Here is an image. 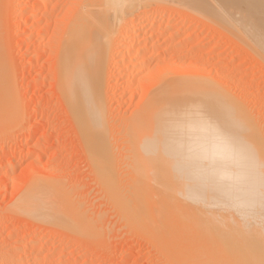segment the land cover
<instances>
[{"label":"rangeland","instance_id":"1","mask_svg":"<svg viewBox=\"0 0 264 264\" xmlns=\"http://www.w3.org/2000/svg\"><path fill=\"white\" fill-rule=\"evenodd\" d=\"M96 1L97 0H94V2H92V0H90V3H89L88 0H85V1L83 0H55V1L50 0V3H48V2H45V0H9V1L0 0V15H1L0 16V44H1L0 49H2L3 47L1 51L4 54L1 53V51L0 53L3 55L2 58L5 57V61L7 60L5 66L7 65L6 68L7 67L8 68L6 70L7 72L5 71L4 72L6 75L7 73L9 75L7 79L8 81L10 80V86L8 85L9 82H6L8 83L6 86L8 88L11 87V89L9 90L10 92L6 94L7 96L10 95V97H6L8 100H6L2 105H0V133L2 134V135L0 134V145L1 144L3 145L2 148H0V256L1 258L2 257L6 258L7 262L8 261L10 262L12 258L14 259L18 258L19 260H16V264H29V263L30 264H35V263L36 264H91L93 263V261L95 262L97 260H99L100 262L105 260L103 262L104 264H164V263L169 264L170 263L169 261L164 260V257L160 255L161 253L158 251L159 246L155 244L156 242L151 236L150 234L151 232L149 230L148 232L150 233H148L147 235L146 233L147 232L146 229H148L147 227H144L146 229L143 228V230L146 231V232H143L142 229H139L140 226L143 227V225L140 223L134 222L136 223L135 225H133L132 223L129 224L130 226L126 225L127 222H129L128 220L131 218V216H129L130 218L127 220L126 217H127L128 212L127 213L122 212L124 211V209L117 208L119 206L118 203L116 202L114 204L115 201L111 199L112 197L110 198V196H108L109 194H108L107 189L104 186L103 187L100 186L101 185L100 181H99L100 183L97 182L98 177L95 175L96 172L93 171V166L91 165L92 162L90 161L91 160L89 158L90 156H88L90 155L89 154L90 151L88 152L87 148L85 147L86 146L84 144L85 141L81 140V135L79 133L80 128L78 129V127L80 126L79 125L76 126L78 123L75 124V122L77 121L73 120L74 117L71 116L72 111L70 109V106L67 104V101L64 100L65 98L62 96V93L58 87L59 86V83H58L59 81L58 80L59 79V67H58L59 64L58 63L59 62L58 61L60 60L59 58L60 54H62L63 52V50H60V49H63L64 47L63 45H65L63 44L64 41L62 37L66 39L64 35L67 36L68 33H66L65 31L69 32L72 21L74 24L75 18H77V16L79 15V12H80L79 10L83 9L82 11H85L84 8L87 7L86 4H88V6L90 7V5L93 6V4L91 3H95ZM230 1L231 2H229V0H159V1L157 0L156 1L157 3L154 4L153 7L151 8L152 10L150 9L148 11L149 13L147 16L148 17L147 21H144L145 19L144 16L146 15L144 13H141L140 10L138 9L139 7L141 9V5L144 2V0H138V3H137L138 10L136 11L137 12L139 11L140 13L136 15L137 19L132 21L133 23L130 22V18H128L129 15L127 16V18L125 17L127 14L126 13L124 14V19L126 20V21L124 20L125 21L124 23L126 24L129 22V24L131 25H128V24L125 25L122 22L124 26H127V27H123V24L117 27L116 25H119V24H116L114 26L115 28L113 27V31H112L114 32L112 34L113 38L111 36L110 37L113 40L111 42L113 43L115 42V43L111 44L112 47L110 46L112 53H109L111 55L109 59H111V57L112 59L108 60L110 66L107 65V67L108 66L109 67L108 69H106V71L108 70L107 71L108 74L106 73L105 79L107 77L108 78L104 81L105 90L103 86V93H104L103 97L104 98L106 97L104 99V103L106 106L105 108H106L107 113L111 112L110 114H108V117L109 119L111 118L110 119L111 121H106L108 122L106 124L107 125L106 130L108 129L106 133H108L109 131L108 134L110 135L106 134L109 136V137L108 136L106 137L111 139V140L108 139L109 142L114 140V138L116 137L115 140L112 141L111 143L107 142L109 146L113 148L112 153L110 152V154H113V156L111 155V160L114 161V163L113 162L111 163H113V165L115 166V168H113L114 166H112V170L114 169L113 170L114 172L113 171L112 172L113 173L119 172L117 174L118 178L116 177L118 179L117 181H119L118 186L121 188L123 186L127 187L125 188V190L124 188H122V190L121 188H119L120 191L124 195L127 193L128 183H129L128 180L130 179L129 177L131 176L130 168H129L130 166L129 162L131 161H128L131 159H129L130 157L128 158V156H126L125 154L128 151L127 147L129 146L125 145L126 144V142H124L125 137L124 136H123L124 138L122 137L125 131H127V127L126 128L124 127L128 123L125 121L126 124H124L122 123L123 121L121 120L120 122L118 121L121 118L130 116L132 114V111L134 112V110H136L137 107H139L138 105L141 104V100L142 102H144L143 100H145L144 98L147 96L148 92L146 91H148V89L145 91L146 93L143 91V89L145 90V88H150L151 90V88H154V86L158 84V82H156L157 77H158L157 81H159V79H161L165 75L166 77L164 78H167V79L168 77L175 78L178 75H180L181 77L183 76V78L185 79V82H184L185 88L187 90H190V88H195V85L193 83L195 82V80L196 81L198 80L197 83H200L199 82V79H200L201 81L200 84L202 85L204 84L203 88H211L213 91L214 90L216 91L217 88L213 87L214 86L213 83L215 82L213 80H216L217 82V83L215 82L216 85L220 84L221 86L223 85L225 88V89L222 88L223 86L219 88L220 87L219 85L218 86L219 89H224L222 91L225 92L227 88L226 92L229 91L228 93H231L230 97H234L235 101L237 99L238 102L236 101V103L241 102L240 104L242 105L244 104L243 108H246V109L250 108L246 110L247 115L249 116L248 117L249 119L250 117L253 119L255 118L254 119L255 121L253 119H250L251 121L253 120L252 122L250 121L251 123L254 122L253 124H249V120L244 121L243 120L244 116L241 117L239 121H235V122L233 121L232 122L233 124L231 123L232 126L229 124L230 125L229 131H231V135H233L239 141H244V143L248 142L247 143L248 145L250 143L249 145L250 148L252 149V151H255L256 153L258 152V155H259L258 148L260 147L259 145H261L262 143V146L260 148V152H262L261 150L264 144V141L262 140L264 139V129H263L264 127V15L262 14L263 10H261V7L263 9L264 5H262L260 8L258 5H261L264 1L262 0H230ZM18 2H21L22 9L20 8V10L16 7ZM123 2L124 0L123 1L117 0L114 3V6L116 7V9L123 8L124 7ZM32 3H34L35 6L32 5ZM100 3L101 2L99 1L98 4L100 5ZM98 4L95 7V9L97 8L96 10H98L103 5V2L101 3L102 5L99 8L97 7ZM156 6H158L159 8ZM89 7H87L88 8L87 10L91 9ZM103 7H106V6H103ZM54 9L57 12L54 11ZM95 13H100V11L99 12L95 11L94 14ZM149 18H151L153 21ZM34 20H36L37 22ZM166 21L169 22L171 27L162 29L164 25L167 23ZM135 22L137 25H135ZM31 23H33L32 24L33 27ZM139 25L140 27L142 26L141 29H139L140 30L139 32L140 33L142 32L141 34H143L145 37H148L147 42H146L147 48L145 51L146 53L144 52L145 55L139 54L135 56L134 54L135 47L137 48L138 42H137V39L134 38L135 35L133 36V39H132V33L134 34V30L136 29V26H139ZM152 25H155V27L153 26L154 27L153 28ZM158 28H161L160 29L161 32L159 33V35L156 33V34H153L152 36L151 34L155 31V29L157 31ZM140 37L142 36L139 35L138 38ZM124 41H127V43ZM128 43H129V46H128ZM59 46L60 47L63 46V47L60 48ZM127 46L131 48L127 57L128 58L131 57L133 59L131 62L132 64L133 62L136 61L135 64L136 65L138 64L136 68L134 67L135 64L134 66L128 68L126 66V63L128 62L127 61L128 58L126 59L124 56L121 55V54L127 53L126 52L128 49ZM121 57H124V61L122 60V63L120 60ZM133 57H136V58H133ZM2 58L0 57V59ZM116 59L117 60L119 59L118 62L120 61V63L122 64L121 67H118L119 63L117 64ZM160 65H162L161 66L162 69L159 68ZM3 66L4 65L2 64V67ZM125 66L128 69L125 68ZM137 67L139 70H137ZM118 68L119 70H122L121 72H124V73H121V75L118 74V70H117ZM147 69L149 70V72L150 70L153 69L151 75L153 74L152 76L156 77V79H154L155 83L153 81V77L149 75L150 73H148V75L146 74L148 72ZM130 70L132 71L135 70V71L131 72ZM154 70H156L155 74L157 75L154 74ZM137 71L139 72L138 74H137ZM140 74L142 75L141 77H139ZM129 75L131 77H129ZM147 76H149L151 79ZM210 79L212 81L211 82L212 84H210L209 86H206L208 83H210ZM128 80L130 81V83ZM150 80H152L154 83V85L152 84V87H151V84L149 83ZM217 80L219 81V83ZM142 83L145 84L144 88H143L144 84L140 85ZM147 84L149 87H147ZM8 88L6 89V91L8 90ZM217 92L219 93V91ZM9 93H11L12 95ZM2 100L4 101V99ZM233 103H230V104H233ZM194 104L195 102H193V106ZM140 106L142 107V104ZM193 106L190 107L192 109L191 111H195V107ZM236 108L234 110L236 111L241 110V109L239 110ZM199 112L201 114L203 111L202 112L199 111ZM203 113L206 114L205 112ZM240 113L241 114L236 112L234 113V115L235 114L236 116L237 114L246 115L245 112L243 113L240 111ZM250 113L254 117H252ZM114 117L116 118L117 121L114 119ZM244 119L247 120L246 117H244ZM104 122H103V125L104 127H106ZM244 122H248V124ZM214 125L220 126V123L218 122L215 124L214 122ZM244 126H246L247 129H245L246 127ZM122 130L124 133L122 132ZM217 130L221 132V130H219L218 128ZM116 134L118 135V138ZM124 135L126 136L127 132ZM256 136L258 137L257 140L259 139L260 142H257ZM251 138L254 140H252ZM112 145L113 146L116 145V147H113ZM121 145H123L122 148L120 147ZM123 148L126 149V152L122 151ZM128 155L130 156V154ZM7 157H10V159L7 160L6 159ZM126 163H129V164L126 165ZM257 167H259V164L258 166H256V168ZM124 171L126 172V174ZM116 173L114 174L115 176H116ZM38 182L40 185V186L38 185L39 189L40 187L41 189L45 188V186L50 185V183L52 182L53 185L58 184L59 186L62 187L61 191L63 190L62 192L63 194L67 193L66 195L64 194V198L68 197V198H65V203L66 205H68L65 207V209L66 208L71 209V211L69 210L71 213L74 212L75 214L76 212L77 215H81L82 217L81 218L79 216L80 217L79 219V217L77 218L75 214L74 217H76L77 219L74 220L75 218L71 216V218L73 219L69 221V220H66L65 218H67L69 215H74L73 213L70 214V212H68L69 215L67 214V216L66 214L62 216L60 215L62 213H58V217L61 218L62 216L63 220L65 219L66 221H68L70 225V229L67 226H65L67 228L63 227L62 224H61L62 227L61 226L59 227L58 226L59 224L58 225L55 223L53 224V222L58 223L57 220L56 221L54 220L53 222L38 221L35 218L28 216V214L29 215L31 214L30 211L28 213L27 211L20 210L16 207L17 206L16 203L19 202V199L21 200L20 197H22V195L27 196L26 192H35L37 190L40 192V194L45 193L44 190L41 191V190L36 189L33 191L32 186L37 185L36 183ZM46 182H49V183H46ZM41 184H44V187H42ZM62 184L64 185L62 186ZM178 184L175 186L177 187ZM211 185H213L211 182L207 184L205 183V185L199 188L201 189L200 192L197 188L195 193H193L194 190H192L191 193L193 195L196 194V196L198 197L202 196V199H205L206 201L210 199V201H208L209 204H211L210 202H214L216 200L219 202L220 201L219 199H221L220 197H222V193L219 196L217 194L215 195L214 192L217 193L218 191L215 189L214 185L213 186ZM206 186L209 187L208 188L209 190L210 189L212 190V188L214 187L213 189L215 190H212L213 192L210 190L211 195L213 193L214 198L216 199L218 197V199L213 201V197H211L210 194H208L210 196L208 195H207L208 197L206 196L208 200L207 198H205V194L207 192L210 193V191L207 189ZM103 188L106 189L107 194L105 192L104 193L102 192V191H105V189L103 190ZM190 188H191L190 185H186L183 187V190L188 192L189 190L191 191ZM205 190L207 191L206 193H205ZM24 192L26 195L24 194ZM197 193L199 194L197 195ZM201 193H203L204 195ZM218 194H220V192ZM185 195L187 194H184V196ZM41 196L39 195L37 199L38 201L36 200L39 207H42L44 209L45 207L47 208H50L51 206L53 207V205L49 207V206H46L47 204H43L45 203L44 202L45 198L44 199L41 198V201L43 200L42 202L39 201L40 199L39 197ZM223 196L226 197L225 194ZM191 197L193 198V196ZM224 197H222V203L220 201V203H218L219 205L217 206L215 205L216 206L215 208H219V206L221 208L213 209L214 204H211L212 207L211 209L209 208V213L205 212L208 208V207L206 208V205L208 202L205 205L204 203L205 200H203L204 204H202V202L200 201L202 199L200 198H198V200L200 199L199 200L200 203L197 201V204H196L197 199L195 198H194L195 202L192 201L193 199L191 200L188 199L189 201H184L185 203L182 201L181 203L185 206H187L186 204L189 202H191L190 204L192 205L195 203L194 206L198 204L203 205V206L205 205L204 208L202 207L203 208L202 210L203 211L205 210L204 213L208 215L215 214V211L217 212L216 215L218 214L219 211L226 212L225 213L226 217L224 216V213H223V216H221L222 215L221 213L219 214L220 216L217 215L216 217L215 215L214 216L212 215L213 216L212 220H207L204 217L205 214H202L203 216L201 218L200 212H199L201 211L199 209V207L201 208V206L198 205L199 207L196 206V208L198 207L197 208L198 214H199L198 217L200 219H195V217H197L196 215L195 217L191 218L190 216L191 214H190L188 216V219L186 217V219L188 220L186 222L187 223L186 225H188V223L189 224L192 223V222H189L192 219L193 221L194 219L195 221L196 220L201 221V219H203L201 222L205 220L207 221L206 225H208L207 223L215 222L214 221L215 217H216L215 219L221 217L219 219L222 221L216 220L217 222H223V219H222L223 217H224V221L228 222V217L232 215L234 216L238 212H240L239 213L240 215L236 214V216H234L236 218H233V216L232 218L234 220L240 219L239 220L241 223L240 226L242 225V222L243 223L245 222L246 217H247L246 221L250 219L252 220L253 218L258 217L255 219L257 220L258 223H256L254 219H253L254 221L253 223L260 225L259 221H262V220H259V218L262 219L261 217L262 213L261 215H259L260 208L258 205H256L253 208V210L252 209L248 210V208H245L247 210H244L245 206L244 207H240V206H243L242 204L248 206L247 204L243 202H240L239 204V201H237L238 202L237 204L236 201H232V200H231L232 201L231 203V201H229L230 199L228 198L229 196H227V199H225ZM17 200L18 202H16ZM68 200L70 201L71 204L67 202ZM223 200L225 201V203H223ZM226 200H228L229 202H226ZM45 201L48 202L47 200ZM40 202L41 204H43L42 206ZM226 203H231L232 205L230 204V206L228 207ZM235 203L237 204V206ZM224 204L226 205V207ZM48 205H50V203ZM69 205L73 206L72 208L75 211H72V208H70ZM114 205L116 206L118 205V206L115 207ZM192 205H190L192 207L190 211H194L196 209ZM56 206L58 207L59 205L57 204ZM60 206L62 208V206L64 205L62 204ZM208 206L210 207V205ZM222 207L224 210L222 209ZM224 207L227 209L225 210ZM248 207L250 208V206ZM232 208L234 210H232ZM58 209L57 211L60 212L61 211L60 207H58ZM118 209L122 211H119ZM141 209L142 208H140V210ZM197 209L194 212H197ZM212 209L214 210V213L213 212L211 213ZM230 209L232 211V215L229 216L227 214H230L231 211L227 212V210H230ZM250 210H252L253 212L257 211L259 213L257 212L256 214L253 213L251 217L252 213ZM141 211L138 210L137 213L139 214ZM248 211H249L250 216L248 214ZM120 213H122V215H120ZM123 213L126 214L125 215L126 220L124 218H121L124 215ZM187 214H188V211H187ZM128 215H132V214L128 213ZM208 215H205V216H208ZM244 215L246 216L245 218H244ZM212 216H209L208 219H211ZM189 217L191 218V220H189L190 219ZM243 218H244V221H243ZM233 219H231V223L229 227V229H232V230L228 229L229 231H225L222 227V226L225 227V225H222L221 223H219L221 224V226H218L219 224L217 225L216 223L214 229H212V227L214 226L215 223L214 224L210 223L213 226L210 227V224H209L208 227H210V230L216 231V233H217L216 228L222 227L220 228V231L221 230L222 231L220 232L218 230L219 231L218 234L219 235L224 234L222 235V237H225L227 239L228 237L225 236L226 235L225 232H227L228 234L231 233L230 235L233 236L234 232H237V229L238 231H241L240 228H238L240 226H236L237 224L235 225L237 228L235 229V231H233L234 228L231 227V224H235ZM250 222L251 221H249L248 225L246 222L243 224L244 225L243 227L241 226V229L243 230L244 228L246 230L249 229V231L244 232V233L246 234L248 233L250 238H247V236L245 237V239H247L248 241L244 240L242 237L241 238H242V241H244V243L245 241L249 242V243H246L245 245L252 244V246L249 245L248 247L250 249H254V251H257L256 246L260 248L262 246L261 242L264 244V241L262 240V238H261L262 241L260 240L259 234H261L262 237L264 236L261 233L260 227L257 225H253V223L251 222V225H253L252 227L250 226ZM65 223L68 224L67 222ZM196 223L198 225L200 222H196ZM228 223H224V224H228ZM81 224H83V226ZM201 226L203 228V225ZM201 226H198L199 228L198 227L197 228L200 231V233L201 231L203 232V234L201 235L199 234V236H201L202 238L204 237V238L203 239L201 238L200 240V238H198V235L195 236L192 239H194L193 241L197 239L198 243L195 241L193 245H196L194 246L195 248L207 246L204 249L198 248L199 251L196 250L197 254L200 253V251L202 250L204 251L203 255L205 254L207 256L208 253L206 254L205 249L207 250V252L208 251L216 252L217 250H215V248L217 249L218 247L220 248V246L222 245L221 242L223 241L222 240L223 238H220V236L217 235L215 232H213L214 233V237H213L212 236L213 233L210 234V232L212 231L207 229V226H205V228L209 230L208 231L209 233L205 232L206 229L205 231L201 230L202 229ZM256 227H258V229L260 230L259 231L257 229L258 231H256V234L259 235L258 236L259 239L258 237H256L255 239V237L253 236L254 235L253 228H255L256 230ZM187 229H188L187 227L183 229L185 233L184 237H186L187 235V232L185 231ZM251 232L253 233L251 234ZM206 235L208 236L211 235L209 236V238H212V239H208V236L206 238ZM215 235L218 237L215 238L216 237ZM235 235L238 236L240 234L236 233ZM144 236H149V237H144ZM188 236L189 235H187V237ZM232 236L231 238H229V240L234 239ZM252 236H253V239L255 240L251 241ZM187 237L185 238V240L188 243L187 239H190V237L188 238ZM146 238L150 240L148 241L146 240ZM241 238L235 237V239H237L238 241ZM192 239L190 240L192 241ZM198 239L200 240V243L202 242L201 246H200ZM257 239L258 241H260V244L259 242L257 243L260 247L257 244L253 246L254 242L257 241ZM210 240L213 243L214 247L212 246L211 242L209 243ZM220 240L221 242H219ZM232 240H231V243L228 242V240H226L227 242L224 241L223 243H225L224 245L226 244L229 245V243L232 244ZM205 241H207V243ZM242 241L240 240L241 243H243ZM15 242L17 246L19 244L21 246L16 247L14 245ZM218 242L221 245L217 246ZM233 243L235 247L233 246L232 247L233 249H231L230 247L231 252L232 254H234V252L238 253L237 256H236V253L234 255L237 257V259H240L239 262L241 263L242 262L241 258L244 257V255L247 254L250 250L246 249L248 251L245 252L246 250L240 247L242 248V250H240L239 248L240 250L239 252L235 251L234 249H236V246L239 244V242L237 245L235 242ZM224 245H222L221 248L224 247ZM248 247L246 246L245 248H248ZM262 247L264 248V246ZM262 247H261V250H263ZM154 248L156 251L154 250ZM211 248L214 250H210ZM221 248L218 249V251L223 249ZM227 249L229 248H226V250ZM226 250L225 251L222 250L220 252L221 253L223 251L225 253L230 252ZM261 250L258 249L257 252L253 251V253H256L257 255V253L260 252L263 255L264 252L262 253ZM220 252H216L218 255L216 257H219V255L220 256L223 255V258L224 259L227 258V261L229 264H233V263L240 264L237 261L235 262L236 257H234L232 254L229 257H230V260H232L233 259L232 257H234V261L233 263L230 261L231 262L230 263L229 258L227 257L228 255H230V253L228 255L226 253L227 256L226 255L224 256V253H222L221 255L219 254ZM240 252L244 253L243 256ZM209 254H208V257H209ZM262 255L259 254L260 257ZM238 256L240 257L238 258ZM247 256H245L246 263H241V264L250 263V260L247 258ZM198 257H201L202 260L207 259L202 256V252L200 256L198 255ZM162 258L164 261L162 260ZM258 259L256 258L254 260L257 261ZM198 260H201V259L198 258ZM247 260H249V262H247ZM107 261L108 263H106ZM170 264H173V263H170Z\"/></svg>","mask_w":264,"mask_h":264},{"label":"bare ground","instance_id":"2","mask_svg":"<svg viewBox=\"0 0 264 264\" xmlns=\"http://www.w3.org/2000/svg\"><path fill=\"white\" fill-rule=\"evenodd\" d=\"M83 1H85V0H83ZM88 1L90 3V0H88ZM97 1L95 2L97 4L99 3V1L101 3L103 2V5L100 3V5L98 4V6H97L99 8L102 5L100 7L101 9L99 8L98 10H96L97 8L95 9V7L97 4H95V3H91V4H93V6L95 4L94 8L92 5H90V7H89L88 4H86L87 7L91 8L89 10H87L88 8L85 5H84L86 7V8H84L85 11H82L83 9L79 8L80 12H79V15L77 16V18H75L76 21L74 20V24L72 21L70 29L68 28L69 32L65 31L66 33H68L67 36L64 35L66 39H64V37H62L63 41H64L63 44H65V45H63L64 47L62 46L63 49H60V50H63V52H62V54H60V56H59L60 60L58 61L59 62L58 63L59 64V66H58L59 67V79H58L59 80L58 81L59 86L58 87L62 93V96L65 98L64 100L67 101V104L70 106V109L72 111L71 116L74 117L73 120L77 121V122H75V124L78 123L76 126H78V125L80 126V127H78V129L80 128V131H81V132L79 131V133L81 135V140L85 141V143H84L86 145L85 147L87 148L88 152L90 151L89 152L90 155H88V154L87 155L90 156L89 158L91 160L90 159L89 160L92 162V164L91 163L90 164L93 166V171L96 172L95 175L98 177L97 182L100 181L101 182L100 186H102V187L104 186L107 189L108 194H109L108 196H110V198L112 197L111 199L115 201L114 204L117 202L119 205V206L117 205L118 207L116 205H114V206L119 208V209H121V208L124 209V211L118 209L119 211L126 212V213L128 212V213L132 214V215H128V213H127V217H126L127 220L130 218L129 216H131V218H130L131 220L129 219L128 220L129 222L125 221V222H127L126 225L130 226L129 225L130 223L135 225L136 223H134V222H137V223H140L143 225V227L140 226L141 228L138 226L139 229L143 230L144 227H147L148 229L144 228L147 230V232L144 230H143V232H146L147 235H148V233L151 232L150 234L153 237L154 241L156 242L155 244H157L159 246L158 251L161 253L160 255H162L164 257V260L169 261L170 263H173V264H229L227 261V258L225 257L226 259H224L223 255H222V253H224V256L226 255L227 252L226 253L224 252L226 250V248H229V249H227L228 252L230 251L229 252L230 255H228L229 253H227L228 256L227 255L226 256L229 258V262L231 261L233 263L234 257H236L238 255V253L234 252L232 250L234 252V254L236 253V256H235L234 254H232L231 249H233L232 248L233 246L235 247V245H233L234 244L233 242H235L236 245L239 242V244L236 246V249H234L235 251L239 252L240 250H242V248H244V250L249 249L251 251V252L249 251L247 254H245L244 257H242L244 253L240 252L242 254V256H241L242 262L241 263H246V261H245L246 257L245 256L248 255L247 258L250 260L249 264H264V256H263L264 254L262 255L260 252H258L256 255V253H253L254 249H250L248 247L249 245L252 246V244L245 245L246 243H249V242L245 241V243H244V241H242V238L244 240H247V239H245V237L247 236V238H250V236L248 235V233L247 234L244 233V232L249 231V229H248L249 227L247 228L248 230H246L245 228L243 230V229H241V226L243 227L244 226L243 224L246 222L248 225L249 221H251L253 223L254 222L253 219L255 220L258 217H255L252 220L250 219V220L246 221L247 217L245 216L246 215L245 214L244 218L246 217V220L244 223L242 222V225L240 226V224H241L239 221L240 219H235V220L233 219V218H236L234 216H236V214H239L240 212L236 211L238 213H236L233 216L231 209L227 210V212L231 211L230 214H227V215L233 216V218H232V216H230V217L227 216L228 222H229L228 223V222L224 221V217L222 218L223 222H217L216 221V220L222 221L219 219L221 217L215 219L217 217V215L220 216L219 214H221V213H222L221 216H223V213H224V216L226 217L225 211L217 210L220 212V213L218 212L217 215H216L217 212L215 211V214H212L213 216L214 215L216 216L214 218L215 222L209 221L211 224L215 223L214 226L211 225L210 223H207L208 225L210 224V227L213 226L212 229H214L216 223H217V225L219 223H221L222 225H225V227L222 226L225 231L232 230V229H229V227H230L231 219H233L234 223H235V224H231V227L234 228L233 231H235V229L237 228L236 226H240L238 228H240L241 231L243 230L241 232V231H238V229H237V232H234V234L232 232L233 236L230 235L231 233L228 234L227 232H225V234H226L225 236L228 237L226 239L225 237H222V235H224V234H222V235L218 234L220 231V228H222V227H220V228L217 227L216 228L217 233H216V231L210 230V227H208V225H206L207 221L204 220L203 222H201L203 219H201V221H198V220L195 221V219H200L198 217L199 214H198V209H197L199 207L198 205H200V204L196 205V206H198L196 208V206H194L195 203L192 205V204H190L191 202H189L186 204L187 206H185L181 203L182 201L183 202L189 201L188 199H190V200L193 199L192 201L195 202L194 201V198H195V199H197L196 200V204H197V201L199 202V200L202 199V196L198 197V196H196V194L193 195L191 193L192 190H194L193 193H195L196 189L198 188V190L200 192V190H201V189H199L200 187L205 185V183L207 184V183L211 182L214 185L215 189L218 191L217 193L214 192L215 195L217 194L219 196L222 193V197H224L223 196L224 194L226 195V197H224L225 199H227V196H229L228 197L230 199L229 201H231V200L236 201V202L239 201V204H240V202H243V203L247 204L248 206H250V208H249L248 206L242 204L243 206H240V207L245 206L244 210H247L245 208H248V210L249 209L253 210V208L256 205L259 206V208H260L259 212L260 213L257 211L256 212L259 213V215H261V213H262V216H261L262 219L259 218V220H262V221H259L260 225H257L255 223H253V225L259 226L261 229V233L264 236V150H263L264 144H263V148L261 150L262 152H260V148L262 146V143H261V145H259L260 146L258 148L259 150L257 149L259 151V155H258V152L256 153L255 151H252V149L249 146L250 143L248 145L247 144L248 142L244 143V141H239V140H237V138H235L233 135H231V131H229V127H230V125L232 126L233 121L234 122L239 121L241 119V117L244 116L247 119V120H245L243 117L244 121L249 120V124H253L254 122L253 123H251V122L255 118L253 119L250 117V119H253L251 121L248 118L249 116L247 115V111H246L247 109H250V108H247V109L243 108L244 104L243 105L240 104L241 102L236 103L237 99L235 101L234 97H230L231 93H228L229 91L226 92L227 88L225 91L226 93L224 91H222L225 89L224 86L222 85L223 86L222 87L220 84L216 85V83H217L216 80H213L216 82V83L215 82L213 83V85H214L213 87L217 88V89L215 88L216 91L215 90L213 91L211 88H203L204 84L203 85L200 84L201 83L200 79H199L200 83H197L198 80L197 81L195 80V82L193 83L195 85V88H190V90H187L185 88V83H184L185 79L183 78V76L181 77L180 75H178L179 76V77L177 76L178 78L177 77H175V78L168 77V79H167V78H164V77H166V75L165 76L163 75L164 77H162L161 79H159V81H157L158 77L156 79L155 76L154 77L152 76L153 74L151 75L153 69L150 70V72L147 69L148 72L146 74L148 75V73H150L149 75H151L153 77V81H154V79H156V82H158V84L156 86H154V88H151V90H150V88H145V90L143 89L144 92L148 89V91H146L148 93H147V96L145 94L146 97L144 98L145 100H143L144 102H142V100H141L142 107L140 106L141 104L138 105L139 106V107H137L138 110L136 109V110H134V112L132 111V114L130 116L121 118L118 121V122H120V120H121V121H123L122 123H124V124H126V122L128 123V124H126L125 127L122 126L124 128L127 127V131H125V133L122 130V132L124 134H126V132H127V135H126L127 137L124 134L122 135V137L123 136L125 137V138L123 137L125 139L124 142H126L125 145H127L129 147H127L128 148L127 152H126L125 148H123L122 151L126 152L125 153L126 156H128V158L130 157L129 159H131V160H128V161H131V162H129L130 163L129 168H130L131 176L130 175H129L130 177L128 176L130 179L128 180L129 183H128V189H127V193H126L127 195L126 194L124 195L120 191L119 188H121V187L118 186L119 181H117L118 180L117 174L119 172L117 170L118 173L115 172L116 173V176H115L114 175L115 173H113L114 169L112 170V166H114L113 165L114 161L111 160V155L113 156V154H110V152L112 153L113 148L110 147L109 144L107 143V142H109L108 139H110V138L106 137V136L110 135V134H108L109 131H108V133H106V131L108 130V129L106 130V128H107L106 124L108 123L106 121H111L110 120L111 118L109 119V117H108V114H110L111 112L107 113L106 108H105L106 106L104 103V99L106 97L105 98L103 97V94H104L103 93V86H104V90H105V84H104L105 82L104 81L108 78L107 77L105 79V77H106L105 75L108 71V70L106 71V69H108V67L110 66L108 60L112 59V57H111V59H109L111 56L109 53H112L111 44L113 42H111V41H113L112 40V38H113L112 34L114 33L112 31H113V27L116 24H119V25H116V27H117L126 21L124 19V14H126V13L127 14L125 17L127 18V16L129 15L128 18H130V22L137 19L136 15L139 14L140 12L144 13L146 15V16H144V15L143 16L145 17L144 21H147V19H148L147 16L149 13L148 11L153 7L154 4L157 3L156 2L157 0H144V2L141 5V9H140V7L138 8V6H137L138 0H124V2H123V5H124L123 8L124 9L123 8L116 9V7L114 6V3L117 0H99L98 2ZM262 1H264V0H262ZM45 2L50 3V0H45ZM45 2H43V3H45ZM92 2H94V0H92ZM229 2H231V1L229 0ZM32 5H34V3H32ZM262 5H264V2L261 5H258L259 8ZM103 6H106V7H103ZM16 7L20 10L21 2H18ZM156 7H158V6H156ZM71 8H73V7H71ZM137 8L140 10V12L136 11V10H138ZM160 8H162V7H160ZM261 10H263L262 14L264 15V7H263V9L261 7ZM54 11H56V10L54 9ZM90 11L93 13H91ZM95 11H98V12L100 11V13L94 14ZM77 13H78V11H77ZM36 14H38V13H36ZM96 14H98V15H96ZM75 15H76V13H75ZM140 16H141V14H140ZM149 19H151V18H149ZM34 21H36V20H34ZM39 22H40V20H39ZM137 22H139V21H137ZM69 23H71V22H69ZM32 24L33 23H31V25ZM36 24H38V23H36ZM124 24H123V27H127V26H124ZM127 24L131 25V24H129V22L126 23L125 25H127ZM153 24H155V23H153ZM135 25H137L136 22H135ZM153 26L155 27V25H152V27ZM32 27H33V25H32ZM141 27H140V25L136 26V29L134 30V34L132 33V39H133V36L135 35L134 38H136L137 42H138L137 48L135 47V53H134L135 56H137L139 54H141V55L144 54V52L146 51V48H147L146 42H147L148 37H145L143 34H141L142 32L141 33L139 32L140 31L139 29H141ZM150 27H151V25H150ZM167 27L168 28L171 27L169 22H167L164 25V27L163 28L161 27V28L164 29ZM161 28H158L159 30L157 29V31L155 29L156 32L153 29L154 32L153 33L151 32L152 33L151 35L153 36V34H156V33L159 35V33L161 32L160 31ZM43 30H45V29H43ZM64 30H66V29H64ZM136 35H137V37H136ZM139 35L142 37L138 38ZM170 35H172V34H170ZM160 38H158V39H160ZM128 39H130V38H128ZM121 42H123V41H121ZM124 42L127 43V41H124ZM158 45H159V43H158ZM128 46H129V43H128ZM62 47H60V48H62ZM2 49H3V47H2ZM2 49H0V51ZM130 49L131 48L128 47V49L126 51L127 53H124L121 55L127 59L128 58L127 56H128ZM1 53H3V52L1 51ZM1 53H0V57L2 58L3 55ZM124 57H121V59H120L121 63H122V60L124 61ZM115 58H117V57H115ZM133 58H136V57H133ZM138 58H139V56H138ZM2 59L5 61V57ZM2 59H0V101H1L0 105H2L6 100H8L6 97H10V95L7 96L6 94L8 92H10L9 90L11 89V87L8 88L6 86L8 84L6 82H9L8 85L10 86V80L8 81V79H7L9 75H8V73H7V75L5 74V72H7L6 70L8 68V67L6 68L7 65L5 66L7 60L4 63V61ZM128 59H127L128 65L126 63V66L128 68L134 66L136 61L133 62V64H132L131 62L133 59L131 57H129ZM118 60H117V64L118 63L120 64V66L118 64V67H121L122 64L120 63V61L118 62ZM1 63L4 65L3 66L4 68L2 67ZM143 63H145V62H143ZM107 65H109V66L107 67ZM137 65L135 64L134 67L136 68ZM126 66H125V68H127ZM161 66L162 65H160L159 68H161ZM180 66H182V65H180ZM149 69H151V68H149ZM163 69H164V67H163ZM117 70H118V74H120V75H121V73H124V72H121L122 70H119V68ZM137 70H139L138 67H137ZM158 70H157V72H158ZM130 71L134 72L135 70L134 71L130 70ZM155 71L156 70H154V74H155ZM109 72H110V70H109ZM138 73L139 72L137 71V74ZM177 73H179V72H177ZM131 75H132V73H131ZM155 75H157V74H155ZM141 76L142 75L140 74L139 77H141ZM129 77H131V76L129 75ZM147 77H149V76H147ZM216 78H218V77H216ZM130 79H132V78H130ZM214 79H215V77H214ZM151 81L152 80H150L149 83L151 84V87H152V84L154 85L155 81H154V83H153V81L152 82ZM211 82L212 81L210 79V83H208L206 86H209L210 84H212ZM129 83H130V81H129ZM218 83H219V81H218ZM143 84L144 83H142L140 85H143ZM148 84H147V87H149ZM219 85H220L219 88L222 87L224 89H219L218 88ZM206 86H204V87H206ZM144 87H145V84L143 85V88ZM7 88H8V90L6 91ZM217 91H219V93ZM129 92H131V91H129ZM220 93H221V95H220ZM9 94H11V93H9ZM227 94H228V96H227ZM124 98H125V96H124ZM2 99H4V101ZM231 100L235 103H233ZM193 102H195L194 106H193ZM230 103H233V104H230ZM235 105H237V106H235ZM114 106H116V105H114ZM191 106L195 107V111H191L192 110L190 108ZM233 106L235 108L237 107L236 109H239V110L241 109L240 111L243 113L245 112L246 115H244V114L239 115V114H241L240 111L234 110L235 108ZM198 110L201 112L203 111L206 114H204L203 112L200 114V112ZM236 112L239 113V114H237V116H236V114L234 115V113H236ZM248 113H249V111H248ZM250 115H251V113H250ZM109 116H111V115H109ZM118 116H120V115H118ZM111 117H113V116H111ZM252 117H254V116H252ZM114 119L116 120L115 117H114ZM102 121L106 122V123L104 122L106 127H104ZM214 122H215V124L219 122L220 126L214 125ZM244 123L248 124V122H244ZM117 124H119V123H117ZM246 126H244V127H246ZM116 127H118V126H116ZM217 128L219 130H221V132H219L217 130ZM245 129H247V127ZM263 129H264V127H263ZM120 133H121V131H120ZM106 134H108V135H106ZM15 135H16V133H15ZM8 138H10V137H8ZM106 138H107V140H106ZM115 138H114V140H115ZM117 138H118V135H117ZM257 138L258 137L256 136V140H257ZM120 139H122V138H120ZM114 140H112V141H114ZM252 140H254V139H252ZM262 140L264 141V139H262ZM111 142H109V143H111ZM257 142H260V140L258 139ZM2 146L3 145L1 144L0 148H2ZM113 147H116V145ZM120 147L122 148L123 145H121ZM110 148H111V150H110ZM127 153L130 154V156ZM253 155H254V157H256V156H258V157L254 158ZM6 159L9 160L10 157H7ZM111 162H113V163H111ZM129 163H126V165ZM121 164H122V162H121ZM258 164H259V167L256 168V166H258ZM113 168H115V166ZM125 168H126V166H125ZM254 168H256V169H254ZM127 172H128V170H127ZM125 174H126V172H125ZM121 176H120V178H121ZM124 178H125V176H124ZM121 180H122V178H121ZM56 182H58V181H56ZM42 183H44V182H42ZM46 183H49V182H46ZM122 183H124V182H122ZM36 184L37 185H34V186H36L38 188L32 186L33 191L38 189L41 191L44 190L45 193L40 194V192L37 190H36L37 192L35 191L36 193L35 192H26L27 196L22 195V197H20L21 200L19 199V202H18V200L16 201V202H18V203H16V205H17L16 207L20 210H25L28 213L30 211L31 214L30 215L28 214V216L35 218L38 221L53 222L54 220L55 221L57 220L58 223L53 222V224L54 223L57 225L59 224L58 225L59 227L62 224L63 227L67 226L70 229V225H69L68 221H66V220L70 221L73 218H75L74 220H76L79 216L81 217V215H77V213L75 212V214L77 216V218H76V217H74L75 216L74 212H72L74 215L68 214V212H70L71 209H68V208L65 209V207L68 206L65 203V198H68V197L64 198V194L66 195L67 193L63 194L62 193L63 190L61 191L62 187L59 186L58 184L53 185L52 182L50 183V185L45 186V188H43V189H41V187L39 189V186H40L39 182ZM125 184H123V185H125ZM177 184H178V186L176 187L175 185H177ZM41 185H42V187H44V184H41ZM63 185L64 184H62V186ZM186 185L191 186V188H190L191 191L187 190L188 192H186L183 190V187ZM213 185H211V186H213ZM208 186H210V185H208ZM188 187H187V189H188ZM206 187H204V188H206ZM105 188H103V190ZM122 188H124V190H125V188H127V187L123 186ZM122 188H121V190H122ZM208 188L209 187H207V189ZM213 188H212V190H215ZM45 189H46V191H45ZM106 189H105V191H102V192L106 193ZM211 191L209 193L205 190V193L207 192L205 194V198H207L208 196L211 195ZM219 192H220V194H218ZM28 193H29V195H28ZM24 194H25V192H24ZM184 194H187V195L184 196ZM198 194L199 193H197V195ZM201 194H203V193H201ZM208 194H210V195H208ZM214 194L212 193V195H211V197H213V201L218 199V197L216 199L214 198ZM39 195L40 196L42 195L41 197H39L40 198L39 201H41V198H43V199L45 198V200H47L48 202H46L44 200L45 203H43V204H47L46 206H49V207L51 205H53V207L52 206L50 208L45 207V209L42 207H39L38 203L36 202ZM191 196H193V198ZM194 196H196L197 198ZM222 197H220L221 199H219L221 201V203H222ZM198 198H200V199L198 200ZM203 200H205V199H202L200 201L202 202V204L205 203V205L208 201H210V199L208 200V198H207L208 201L205 200V202L203 203ZM220 201L218 202L216 200L214 202H210L211 204H214L213 209L221 208L220 206H219V208H215L217 205H219L218 203H220ZM229 201L226 200V202H229ZM232 201H231V203H232ZM41 202H40V204H41ZM67 202L69 204H71L69 200ZM49 203H50V205H48ZM51 203H53V204H51ZM223 203H225L224 200H223ZM231 203H226V204L229 207ZM43 204H41V206ZM55 204L59 205L58 207H60V210H61L60 212L57 211L58 207ZM62 204L64 206H62V208H61L60 205H62ZM211 204H209V202L207 203L206 208L208 207L207 208L208 211L204 210L205 212L209 213V208L211 209V207H212ZM237 204H238V202H237ZM237 204H236V206H237ZM190 205H192L194 208H196L197 212H194V211H196V209L194 211H190L192 209V207ZM205 205L204 206L200 205L201 208L199 207V209L203 212L202 213L201 211H199L201 218L203 216L202 214H205L204 211L202 210L205 207ZM208 205H210V207ZM184 206L186 209L184 208ZM72 207L73 206H70V208H72ZM187 207L189 208V210ZM225 207H226V205H225ZM238 207H237V209H238ZM140 208H142L141 209L142 211L140 210ZM213 209H212V211L210 210L211 213L212 212L214 213ZM222 209H223V207H222ZM226 209L227 208H225V210ZM138 210L141 211L140 213H142V214H140V213L138 214L137 213ZM186 210L188 211V214H187ZM232 210H234V209L232 208ZM252 210H250L252 213L251 217H252L253 213L256 214V212L255 211L253 212ZM72 211H75V210H73V208H72ZM244 212H246V211H244ZM58 213H62V214H60L62 216H64V214H66V216L68 214L69 216L67 218H65L66 220L65 219L63 220L62 216H61V218L58 217ZM72 213L70 212V214H72ZM195 213H197V214H195ZM78 214H80V213H78ZM248 214H249V211H248ZM120 215H122V213H120ZM125 215L126 214H124L122 217L121 216L120 217L125 219ZM189 215L191 216V218L195 217V215L198 218L195 217V219L193 221V219L191 220V218L189 217L190 218L189 220H191L189 222H192L194 224L188 223V225H186L187 224L186 222L188 221L187 219H188ZM205 215H208V214H205ZM205 215H204L205 219L212 220L213 216L211 214L208 216H205ZM71 216L73 218H71ZM209 216H212L211 219H208ZM238 216H237V218H238ZM241 216H242V214H241ZM249 216H250V214H249ZM80 217H79V219H80ZM186 217H187V219H186ZM244 218H243V221H244ZM248 219H249V217H248ZM225 220H227V219H225ZM233 220H232V222H233ZM236 220H237V222L239 221L238 222L239 224L236 222ZM255 221H256V223H258L257 220H255ZM65 222H67L68 224H66ZM196 222H200L201 224L199 223L200 225L199 224L197 225ZM251 222H250V226L253 227V225H251ZM224 223H228V224H224ZM221 224H219L218 226H221ZM81 225L83 226V224H81ZM201 225H203L204 229L202 228ZM226 225H228V226H226ZM198 226H201V228H202L201 230H204V231L206 229L205 226H207V229L212 231V232H210V234L215 232L217 235L220 236V238H223L222 242H221V240L219 241V242H221L222 245L225 244L223 242L226 240H228V242L231 243L232 239L229 240V238H231V236H232L234 238L232 240V244L229 243L230 246L226 244V245H224L225 248L222 247L223 248L222 249L221 248L222 245L219 244V242H218L217 246L221 245L220 248L222 250H224L221 253L220 251H222V250L218 251V249H220L219 247H218V249L215 248V250H217L216 252H220L219 254L222 255V256L219 255V257H216V256H218L216 252H213V251H212L213 253L210 251L207 252L206 249H205L206 254L210 253L209 257H208V254H207V256L204 254L206 256L205 257L203 255L204 251H202V250L200 251V253L197 254L196 250H198L199 247L195 248L194 246H196V245H193V244L195 241L198 243V241H197V239L195 241H193L194 239H192V238H194L195 236L198 235V238H200V240H201L202 237L199 236V234L201 235V234H203V232L201 231V233H200V231L198 230V228H199ZM67 227H65V228H67ZM186 227L188 229L185 231L187 232V235H189L188 237H190V239H192V241L190 239H187L188 243L185 240L187 235H186V237H184L185 233L183 230ZM226 227H227V229H226ZM135 228H137V227H135ZM207 229L205 232L209 233L208 232L209 230H207ZM253 229H254V231H253L254 233L251 232V234L252 233L254 234L253 236L255 237V239H256V237H258L260 235L259 236L260 240L262 238V240L264 241V237H262L261 234H259V235L256 234V231L259 230L258 227H256V230H255V228H253ZM148 230L150 232H148ZM198 231H199V233H198ZM236 233L237 234L239 233L240 235L237 236V235H235ZM241 234H242V236H241ZM204 235H205V233H204ZM243 235H245V236H243ZM255 235H257V236H255ZM151 236H150V238H151ZM207 236L208 235H206V238H207ZM209 236H211V235H209ZM209 236H208V239H212V238H209ZM212 236L214 237V233ZM253 236L251 237V241L255 240V239H253ZM144 237H149V236H144ZM217 237L218 236H216L215 238H217ZM235 237H237V238L242 237L240 240L243 243H241L240 240L238 241L237 239H235ZM259 237H258V239H259ZM258 239H257V241L254 242L253 246H255L258 242L260 244V241H258ZM146 240L149 241L150 239L146 238ZM200 240H199V243H200ZM234 240H236V241H234ZM251 241H250V243H251ZM205 242L207 243V241H205ZM210 242H211V240L209 241V243ZM201 243H200V246H201ZM211 244L213 246L212 242H211ZM241 244H242V246H241ZM243 244L245 247L247 246L248 248H245L243 246ZM14 245L16 247L21 246L20 244L17 246L16 242ZM153 245H151V246H153ZM261 245L264 246V244L262 242H261ZM202 246H204V245H202ZM206 247H200L199 249H201V248L204 249ZM209 247H211V246H209ZM230 247H231V249H230ZM240 247H242V248H240ZM261 247L258 248L256 246L257 251H258V249L261 250ZM212 248L210 250H214ZM239 248H240V250H239ZM154 250H155V248H154ZM247 251L248 250H246L245 252H247ZM257 251H254V252H257ZM261 251L263 253L264 248ZM159 252H158V254H159ZM201 252H202V256L204 258H207V259L202 260L201 257H198V255L200 256ZM231 254L234 256V257H232L233 258L232 260H230V257H229V256H231ZM259 254L262 256L260 257ZM239 257L240 256H238V258ZM255 257L257 259L258 258L259 259L257 261H255L254 260V259H256ZM2 258L0 256V264H16V260H19L18 258L17 259L12 258V260L9 258L11 261L7 262L6 258H4V257H2ZM198 258L201 260H198ZM162 260H163V258H162ZM239 260L240 259H237V257H236L235 262L237 261L238 263H240ZM249 260H247V262H249ZM104 261L100 262L99 260H97L95 262L93 261V263H91V264H104L103 263ZM217 261H219L220 263ZM17 262H19V261H17ZM169 262H167V263H169ZM106 263H108V261Z\"/></svg>","mask_w":264,"mask_h":264}]
</instances>
